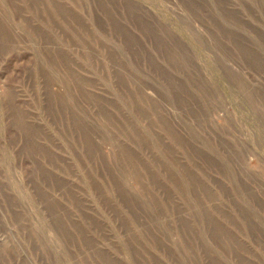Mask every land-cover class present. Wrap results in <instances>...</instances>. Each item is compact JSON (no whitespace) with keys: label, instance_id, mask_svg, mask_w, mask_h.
I'll use <instances>...</instances> for the list:
<instances>
[{"label":"rangeland","instance_id":"374dc122","mask_svg":"<svg viewBox=\"0 0 264 264\" xmlns=\"http://www.w3.org/2000/svg\"><path fill=\"white\" fill-rule=\"evenodd\" d=\"M0 264H264V0H0Z\"/></svg>","mask_w":264,"mask_h":264}]
</instances>
